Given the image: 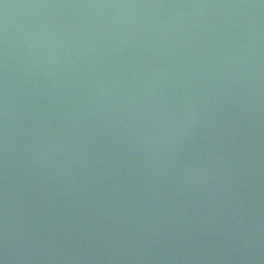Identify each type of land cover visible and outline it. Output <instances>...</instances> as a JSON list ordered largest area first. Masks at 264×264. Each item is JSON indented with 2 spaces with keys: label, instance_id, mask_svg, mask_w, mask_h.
Here are the masks:
<instances>
[{
  "label": "water",
  "instance_id": "water-1",
  "mask_svg": "<svg viewBox=\"0 0 264 264\" xmlns=\"http://www.w3.org/2000/svg\"><path fill=\"white\" fill-rule=\"evenodd\" d=\"M0 264H264V0H0Z\"/></svg>",
  "mask_w": 264,
  "mask_h": 264
}]
</instances>
